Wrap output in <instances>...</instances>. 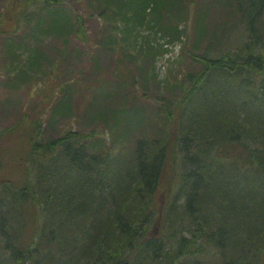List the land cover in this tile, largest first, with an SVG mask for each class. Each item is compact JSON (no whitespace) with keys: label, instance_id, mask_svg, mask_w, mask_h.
Segmentation results:
<instances>
[{"label":"trees","instance_id":"trees-1","mask_svg":"<svg viewBox=\"0 0 264 264\" xmlns=\"http://www.w3.org/2000/svg\"><path fill=\"white\" fill-rule=\"evenodd\" d=\"M97 1L100 9L111 11V19L127 27L131 24L129 33H119L120 41L109 35L106 44L120 42L132 52L155 51L149 42L140 46L129 40L133 23H150L151 29L164 35L181 32V0ZM22 2L15 6V0L10 2L21 21L33 4L41 7L34 29L69 28L79 39H87L81 17L70 23L59 10L51 11L60 0ZM247 5L255 6L254 27H264V21L258 22L259 15H264V0ZM166 13L171 20L165 25ZM4 16L0 27L7 22ZM202 22L198 39L207 38L208 48L200 56L204 70L186 76L182 94L176 100L169 96L164 100L155 129L143 139L132 140L134 146L124 144L111 155L104 152L98 135L73 130L41 140L40 122L33 121L21 181L0 174V264H117L121 260L182 264L184 257L204 254L213 243L226 264H264V116L253 112L247 117L249 99L259 102L264 113V82L251 85L247 78L249 69L264 74V53L256 54L247 43L232 44V52L217 57L221 35L213 30L206 33ZM40 57L31 50L28 60L16 65L18 71L38 68ZM216 70L228 72L232 82L229 88L222 84L218 91L210 90L214 94L211 104L205 89ZM238 71L246 73L234 75ZM237 91L243 95L234 98L231 109L225 108L226 93ZM63 100L57 103L56 113L72 110L71 103ZM126 116L127 111L120 109L109 127L119 129L125 121V133H133ZM90 144L94 154L86 157ZM3 169L0 155V172ZM57 169L70 172L71 178H53ZM230 191L234 193L231 199ZM227 204L232 215L226 211ZM210 205H217L218 210L206 214ZM172 209L175 215L169 214ZM159 219L166 233L163 240L149 235L151 223ZM113 231L117 241L112 239ZM231 241H237L236 249L230 248Z\"/></svg>","mask_w":264,"mask_h":264},{"label":"rangeland","instance_id":"rangeland-1","mask_svg":"<svg viewBox=\"0 0 264 264\" xmlns=\"http://www.w3.org/2000/svg\"><path fill=\"white\" fill-rule=\"evenodd\" d=\"M22 1L24 0H15L14 6L22 5ZM250 1L181 0L183 12L179 28L182 32L164 35L151 29L150 23H133L135 26L131 29L129 40L136 41L140 46L149 42L155 51L147 48L146 51L135 49L132 52L120 42L117 45L106 44L109 35L120 41L119 33L128 32L131 24L127 27L125 22L111 19V11L104 7L100 9L98 6L101 3L97 0H60V4L54 5L51 10H59L70 23L81 17L86 40L76 37L69 28L49 27L47 31L41 27L34 29L40 14L37 11H42L39 4L26 9L21 21L18 11L10 6L12 0H0V19L3 14L7 18V22L0 27V155L4 165L0 174L14 182L21 181L18 178L23 176L20 169L25 166V156L30 148V128L33 121L40 122L38 136L41 140L56 138L67 130L94 133L92 135H98L105 146L104 152L111 155L118 152L124 144L134 146L132 140L149 136L156 127L158 112L163 115L161 107L164 100L168 96L176 100L182 94L186 76H197L204 70L200 56L208 48L206 49L207 38L202 41L198 39L201 21L206 33L213 30L221 35L215 48L217 57L232 52V44L247 43L256 54L264 53V27H254L253 23L257 22H253L255 6L247 5ZM50 18H46L47 24ZM258 18L261 24L264 15L260 14ZM170 20V14L166 13L163 24H169ZM116 25H119L118 28H115ZM31 50L38 51L41 55L39 67L26 73L18 71L16 65L20 61H27ZM246 72L238 71L234 75L241 76ZM247 78L251 85H262L264 82V74L255 73L252 69L247 72ZM210 79L209 89L205 90L206 101L211 102L214 94L210 90L218 91L222 84L229 88L232 81L228 72L220 70L212 72ZM167 81L169 86L176 83L180 88H169ZM224 92L223 90L222 97ZM239 93H226L229 99H222L223 106L231 109L234 98L243 95ZM65 97L68 98L64 101ZM61 100L71 103L72 110L65 109L56 113L55 107ZM248 102L247 117L253 112L264 116L261 111L263 106L259 102L255 99H249ZM251 103L257 111L251 110ZM120 109L127 111L126 118L130 119L133 133H125V121L119 129L109 127V123L114 124V116ZM203 109L202 107V111ZM122 135L123 138L125 135L129 136L126 143H123L126 140L120 138ZM89 146L85 150L86 157L94 154L92 144ZM55 175H67V178H71L70 172L60 173L58 169L54 171L53 178ZM81 176L85 177L83 174ZM218 182L216 175L212 183L215 191ZM233 196L234 193L230 191L229 198ZM217 210V205H210L205 213L212 214ZM170 211V215H175L173 209ZM226 211L229 215L233 214L230 204L226 205ZM150 226V236L158 240L166 238L160 219ZM115 235L117 234L113 231L112 239L117 241ZM236 243L237 241H231L230 248L236 249ZM220 255L221 249L213 243L204 254L186 256L181 262L226 264L220 259ZM137 263L138 261L135 262Z\"/></svg>","mask_w":264,"mask_h":264},{"label":"water","instance_id":"water-1","mask_svg":"<svg viewBox=\"0 0 264 264\" xmlns=\"http://www.w3.org/2000/svg\"><path fill=\"white\" fill-rule=\"evenodd\" d=\"M118 264H129L128 261H122V262H119Z\"/></svg>","mask_w":264,"mask_h":264}]
</instances>
